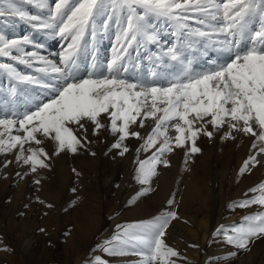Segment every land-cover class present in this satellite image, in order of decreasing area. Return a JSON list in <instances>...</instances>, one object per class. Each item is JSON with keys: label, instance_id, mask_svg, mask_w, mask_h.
Masks as SVG:
<instances>
[{"label": "rangeland", "instance_id": "374dc122", "mask_svg": "<svg viewBox=\"0 0 264 264\" xmlns=\"http://www.w3.org/2000/svg\"><path fill=\"white\" fill-rule=\"evenodd\" d=\"M39 2L15 0V6L28 14L21 18L4 11L10 7V0H0V35L6 39H29V43L21 45L23 52L13 49L11 56H0V65H12L19 75L34 77L32 81H21L0 68V119H22L26 112L35 111L53 97L48 85L64 83L63 77L50 69L39 71L48 66L47 62L63 67L60 54L68 42L56 34L58 29L41 27L51 22L54 0H43L45 8L37 7ZM187 15L192 18L180 22L187 25L184 28L174 20L149 17L146 27L155 40L140 38L131 45L117 40L127 26L126 17L118 23L110 14L98 16L74 53L75 63L70 66L73 75H107L108 61L119 54L122 66L118 78L149 87H167L186 71L201 73L229 62L237 50L243 52L251 46L252 34L260 27L259 16L250 17L244 36L235 38L240 43L228 44L225 41H233V37L219 32V18ZM33 16L39 19L32 20ZM197 30L206 35H199ZM170 49H176L180 59L173 60L168 55ZM30 53L35 55L29 56ZM13 56L29 63H21ZM101 123L106 128L95 135L89 125L87 136L91 142L85 141L75 153L64 150L57 154L55 142L37 134L43 143H26L25 149L43 147L48 153V167H37L36 172L16 160L18 147L0 153V264H91L96 256L105 264H140L144 257L138 247H128L124 255H113L97 245L123 233L129 225L153 221L169 211H175L177 218L170 220L163 239L179 252V257L173 258L177 264H264V235L251 238L245 249L226 239L233 228L245 224L246 217L264 213V206L259 204L239 206L260 195L253 190L264 184V153L258 151L261 145L255 137L234 132L235 139H221L227 129L216 132L211 139L200 135L196 140L200 152L192 154L185 163L187 149L174 148L164 156L169 166L158 165L149 185H142L137 179V168L139 161H147L153 154L154 148L145 151L142 146L146 147L145 140L155 122L148 119L144 127L131 125L140 137L129 136L122 142V147L128 149L124 155L119 154L122 148H112L118 136L108 128V117ZM18 128L17 123L11 134L23 135ZM74 131L78 136L84 135L82 130ZM169 135L174 137L175 131L169 129ZM254 142L256 148L252 146ZM83 153L95 161L97 171L82 166ZM250 156L259 162L241 173ZM165 179L172 180L171 189L162 198L155 196L156 183ZM189 180L196 183V194L189 193L188 198L178 201L179 189ZM204 182L209 190L203 188ZM149 186L147 194L138 195ZM169 200L174 203L168 204Z\"/></svg>", "mask_w": 264, "mask_h": 264}, {"label": "snow or ice", "instance_id": "6c2138e0", "mask_svg": "<svg viewBox=\"0 0 264 264\" xmlns=\"http://www.w3.org/2000/svg\"><path fill=\"white\" fill-rule=\"evenodd\" d=\"M54 3L51 22H45L41 27L54 31L58 29L56 34L68 41L66 49L60 54L63 67L47 62L48 66L39 71L47 72L50 69L52 73L62 76L64 83L62 86L48 85L53 97L39 104L35 111L26 112L22 119H0V129H3L0 131V153L18 147L16 160L30 165L31 171L36 172L37 167H48L45 162L48 153L43 147L25 149L26 143H43L37 134L54 141L57 154L64 150L75 153L78 148L84 147L85 141L91 142L87 136L89 125L93 135L106 128L101 123L105 116L109 120L108 128L118 136L112 148H122L120 155L128 151L127 147H122L126 138L140 137L139 132L131 130V125L144 127L148 119L155 122L145 140L146 147L142 146L145 151L149 147L154 148L153 154L149 160L139 161L137 168V179L142 185H149L158 165L169 166V160L164 156L174 148L187 149L185 163L192 154L200 152L196 146L200 135L211 139L216 132L227 129L221 139H235L234 132L243 133L255 137V141L261 145L258 151L264 153V0H54ZM37 7L45 8L47 4L40 0ZM4 11L21 18L28 16L15 6V0H10V7ZM188 13L211 16L213 20L219 18L222 21L219 32L233 37V41H225L228 44L240 43L235 38L244 36L250 17L258 15L260 27L252 34L251 46L243 52L237 50L229 62L201 73L186 71L182 77L169 82L167 87H149L118 78L122 66L119 54L108 61L107 75L92 72L88 78L73 75L70 66L75 63L74 53L86 29L90 24L94 25L98 16L110 14L116 17L118 23L126 17L127 26L122 28V35L117 40L131 45L140 38L155 40L146 27L149 17L174 20L184 28L187 25L180 22L192 18ZM31 19L39 18L33 16ZM197 32L201 36L206 35L199 30ZM27 43L28 37L17 40L0 35V56H11L13 49L23 52L21 45ZM28 55L34 56L35 53ZM168 55L173 60L180 59L176 49H170ZM13 59L29 63L21 57L13 56ZM39 59L44 61L43 57ZM0 68L21 81L34 79L19 75L12 65L2 64ZM94 75L96 78H93ZM17 123V130H22L23 135L11 134ZM209 127L212 131H209ZM74 128L82 130L84 135L78 136ZM169 129L175 131L174 137L169 135ZM5 133L7 139H4ZM256 142L253 148L257 147ZM258 162L255 156H250L244 161L240 172L244 173L250 165ZM150 190V186L145 187L138 195L143 196ZM257 190L260 195L241 202L239 206H264V184L253 191ZM173 203V200L168 201L170 205ZM176 218L177 213L169 211L153 221L129 225L123 233L114 235L97 247L113 255H124L128 247H138L144 257L140 264H177L173 258H178L179 252L167 246L163 239L170 220ZM132 229L135 231H130ZM260 235H264V213L246 217L245 224L233 228L226 239L245 249L251 238ZM91 264H105V261L96 256Z\"/></svg>", "mask_w": 264, "mask_h": 264}, {"label": "bare ground", "instance_id": "6f19581e", "mask_svg": "<svg viewBox=\"0 0 264 264\" xmlns=\"http://www.w3.org/2000/svg\"><path fill=\"white\" fill-rule=\"evenodd\" d=\"M244 149V148H243ZM242 150V149H241ZM178 151V150H177ZM79 153H81L80 151H79ZM176 154V153H175ZM175 154H173L174 155V157H175ZM180 154V153H179ZM83 157H85L84 159H81L82 160V162H81V164H82V166H86V167H90L91 169H96V171H97V168H96V163H95V161L94 160H92V159H90V158H88L87 157V155H86V153H83ZM172 159H173V157H172ZM96 162H98V160L96 159ZM240 166V165H239ZM224 168V172L227 170L226 168H227V164H225V167H223ZM223 168H222V172H223ZM236 169H234V171H235ZM92 171V170H91ZM220 171V172H221ZM224 172H223V175H225L224 174ZM232 173H233V171H232ZM172 178V177H171ZM164 180V179H163ZM205 180H207V178L205 179ZM172 180H167L166 181V179H165V181H158L157 183H156V185H155V187H156V191H153V193H155V196H160V198H162L170 189H171V186H172ZM207 182H204V183H202V185H203V188H205V189H207V190H209V188H208V183L206 184ZM195 182L193 183L192 181H184V183H183V186L181 187L182 189H179V192H181V193H177L178 194V196L180 195V200H178V201H182L183 199H185L186 197L188 198L189 197V193H195L196 192V187H195ZM200 184V183H199ZM198 184V185H199ZM174 188H175V186H174ZM202 188V187H201ZM180 190H182V191H180ZM204 190V189H203ZM197 191H198V189H197ZM200 192V191H199ZM176 194V193H175ZM196 194V193H195ZM180 203V202H179Z\"/></svg>", "mask_w": 264, "mask_h": 264}]
</instances>
